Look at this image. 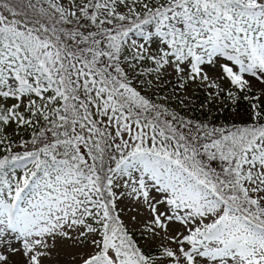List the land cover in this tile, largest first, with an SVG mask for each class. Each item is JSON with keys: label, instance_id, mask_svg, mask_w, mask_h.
<instances>
[{"label": "snow or ice", "instance_id": "snow-or-ice-1", "mask_svg": "<svg viewBox=\"0 0 264 264\" xmlns=\"http://www.w3.org/2000/svg\"><path fill=\"white\" fill-rule=\"evenodd\" d=\"M0 264H264V0H0Z\"/></svg>", "mask_w": 264, "mask_h": 264}, {"label": "trees", "instance_id": "trees-1", "mask_svg": "<svg viewBox=\"0 0 264 264\" xmlns=\"http://www.w3.org/2000/svg\"><path fill=\"white\" fill-rule=\"evenodd\" d=\"M159 95L165 94L164 92L158 93ZM176 100H170L167 103L171 108L176 109L177 111L181 112V114L190 116L193 119L199 120H208L209 114L207 110L201 109V104L205 103V93L201 90H197L195 94L192 95V100L189 103L188 108H181ZM171 102V104H170ZM212 107V106H209ZM239 115L232 113L228 110L223 112H217L214 107H212V116L215 117L213 120L214 123H230V122H245L248 119L247 116V102L241 101L239 104ZM20 169V168H18ZM17 169V170H18ZM16 170V171H17Z\"/></svg>", "mask_w": 264, "mask_h": 264}, {"label": "rangeland", "instance_id": "rangeland-1", "mask_svg": "<svg viewBox=\"0 0 264 264\" xmlns=\"http://www.w3.org/2000/svg\"><path fill=\"white\" fill-rule=\"evenodd\" d=\"M189 95H191V96L193 95V92H192L191 89L189 90ZM172 101H173V100H172ZM175 103H176V101H175ZM170 104H171V102H170ZM21 135H23L25 138H28V136L30 135V132H22ZM22 171H23V169L20 168V169L17 170V173H21ZM129 214L131 215V214H134V213H129ZM135 238H136L137 240L140 239V237H139V235H138V232L135 233ZM15 259H19V257H15Z\"/></svg>", "mask_w": 264, "mask_h": 264}]
</instances>
